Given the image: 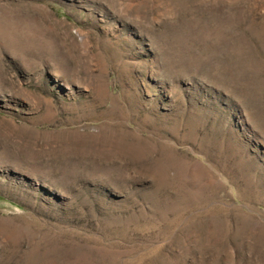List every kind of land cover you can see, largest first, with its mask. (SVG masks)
Listing matches in <instances>:
<instances>
[{
    "label": "rangeland",
    "instance_id": "374dc122",
    "mask_svg": "<svg viewBox=\"0 0 264 264\" xmlns=\"http://www.w3.org/2000/svg\"><path fill=\"white\" fill-rule=\"evenodd\" d=\"M0 264H264V0H0Z\"/></svg>",
    "mask_w": 264,
    "mask_h": 264
}]
</instances>
